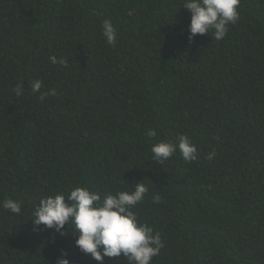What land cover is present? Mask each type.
<instances>
[{
    "label": "trees",
    "instance_id": "obj_1",
    "mask_svg": "<svg viewBox=\"0 0 264 264\" xmlns=\"http://www.w3.org/2000/svg\"><path fill=\"white\" fill-rule=\"evenodd\" d=\"M183 4L0 0V202L22 207H0V264H55L62 250L72 264H101L75 246L71 224L34 230L32 213L48 195L139 182L148 192L132 210L165 245L152 264H264V0H240L219 41L189 40ZM180 135L198 158L155 163L153 144Z\"/></svg>",
    "mask_w": 264,
    "mask_h": 264
},
{
    "label": "clouds",
    "instance_id": "obj_2",
    "mask_svg": "<svg viewBox=\"0 0 264 264\" xmlns=\"http://www.w3.org/2000/svg\"><path fill=\"white\" fill-rule=\"evenodd\" d=\"M240 0H184L182 5L191 13L189 24V40L197 34L205 35L211 32V37L219 41L225 38L229 25L235 24L240 18L238 6ZM102 34L107 43H116V28L110 20L102 25ZM52 64L59 63L67 66L66 59L58 60L50 56ZM42 82L36 80L31 85L33 93L40 92ZM23 85H18L14 91L21 95ZM55 89L40 93L44 100L48 95H55ZM146 135L149 139L156 138L157 132L150 128ZM186 162L198 158L197 147L186 135H180L177 142L159 140L151 148L152 159L157 164H163L175 153ZM215 152L209 153L206 159L212 160ZM130 186V185H129ZM148 192L143 182L136 183L131 190L118 191L115 195L106 193L103 196L97 191H90L87 187H76L65 196L56 193L41 198L39 205L32 213L34 230L52 228L63 235L65 225L73 226L72 234L78 232L75 246L84 254H90L92 259L103 262L104 258L119 260L123 254L127 264H152L153 257L157 256L165 246L161 234L147 223H141L132 210L144 200ZM159 203L160 197L154 196ZM0 207L19 215L22 212L21 202L6 198L0 202ZM55 264H72L66 251L61 252Z\"/></svg>",
    "mask_w": 264,
    "mask_h": 264
}]
</instances>
